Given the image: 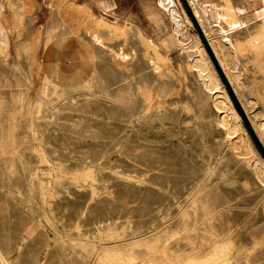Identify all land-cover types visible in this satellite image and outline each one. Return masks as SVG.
Returning a JSON list of instances; mask_svg holds the SVG:
<instances>
[{
  "label": "rangeland",
  "instance_id": "obj_1",
  "mask_svg": "<svg viewBox=\"0 0 264 264\" xmlns=\"http://www.w3.org/2000/svg\"><path fill=\"white\" fill-rule=\"evenodd\" d=\"M196 1L220 2L229 8L223 13L234 9L230 17L239 12L229 18L237 22L231 26L233 41H246L264 19L257 0ZM173 2L183 17L179 3ZM70 4L129 25L127 39L108 40L103 29L111 47L103 49L81 25L74 31L75 17L63 12ZM151 11L161 13L160 24L149 17ZM167 11L161 0H0V264H118L106 261L105 253L147 235L161 236L174 255L186 256L193 246L182 239L186 228L180 209L201 186L213 189L215 225L227 226L232 238L257 257L256 264H264V175L258 177L232 149L211 94L186 69L187 54L177 47L169 53L160 49L172 70L161 71L166 84L159 87L167 99L161 110L134 119L132 103L115 102L119 92L132 89L140 107L138 84L146 79L152 85L158 78L140 37L167 42L174 27ZM20 13L23 19L17 21ZM203 18L209 29L211 13ZM187 29L194 34L189 25ZM71 31L97 57L90 69L85 62L76 65L79 84L55 86L46 81L48 38L68 35L64 50L79 53ZM110 50L125 56L128 70H120L129 75L130 84L115 83L118 77L105 73L102 85L104 69L118 71ZM250 57H239L243 71L237 88L258 127L264 123V73Z\"/></svg>",
  "mask_w": 264,
  "mask_h": 264
},
{
  "label": "bare ground",
  "instance_id": "obj_2",
  "mask_svg": "<svg viewBox=\"0 0 264 264\" xmlns=\"http://www.w3.org/2000/svg\"><path fill=\"white\" fill-rule=\"evenodd\" d=\"M257 1L261 3L260 8H259L260 14L262 17H264V0H257ZM177 2L180 5V9H181V12L183 13V17L178 13L177 7L174 4L173 0H161V3L163 4V6L169 10V12L168 11L167 12L170 14L169 16L171 17V20H172L171 22H173L172 24L174 26L172 32L169 33V39L167 42L156 43L154 41L144 38L141 35H140L141 37L139 36L140 39L142 38L141 41L143 40L142 42H144V44L147 47V53L149 55H152V57L151 58L149 57V58L153 62V67H154L153 69H155V71L156 70L158 71V74H157L158 78L155 80V83L153 82L154 84L152 85L146 79L143 80L141 84L139 83L138 86L135 85V82H133L134 85L137 86V93L141 95L139 97L141 100V106L137 107L136 104L134 103L138 100V98L135 96L136 94L134 93V91H132V89L119 92V94H117V96L115 97V102L118 103V105L127 104L126 107H128V104L132 103L131 105H129V108L131 109V115L130 113L129 115L134 119L146 118L150 116L152 112L161 110L162 107L166 105L165 103L167 100L164 97L165 96L164 93L166 91L163 90L162 86L159 87L160 84H166L164 83L165 81L163 78L165 76V73L161 71L166 69L169 72H172V70H171L169 57H167L166 55H163L162 52H160V49L164 48L167 51V53H169L170 52L169 50L171 48L173 47L179 48L180 53L182 54L186 53L188 56L187 57L188 61H186L187 65L185 64L186 69L192 72L197 77V79H199L202 91L208 92L211 94L213 104L219 112L217 115L218 116L217 120L219 124L226 131V135L230 141V145L232 149L235 151L237 156H239L241 159H243L248 164H250L254 168V171L258 175V177L262 179L264 175L263 173L264 172L263 171L264 158L260 156L261 153L258 154L257 153L258 151L256 152L255 149L257 147L254 148V145H253L254 142L249 132L247 131L240 114L235 108L227 89L225 88L221 78L219 77L217 70L215 69V66L209 54L207 53V50L203 42L201 41V38L199 34L197 33L181 0H177ZM189 2L197 18L199 19V22L201 23L217 57L219 58V61L221 65L223 66V69L225 70L245 110L247 111L254 128L256 129L259 137L264 143V123H261V125L257 127V124H255V122L253 121L245 105V102H243V100L241 99L239 90L237 88V82L240 79V76L242 74L241 72L243 71V70L241 71L240 69L241 67H239L240 55L246 56L251 53L253 55V58L250 57V59L252 58L254 61L253 62L254 65L260 71L264 73V19H263L262 24L259 26V28H256L253 32L249 34V36H247L248 38L246 39V41L245 40L244 42L243 41L241 42L238 40L233 41L230 38L231 26L236 25L237 22H233L232 24L231 23L232 20H230L229 18H234L235 16L238 17L239 15H237V12H238L237 10H236L237 11L236 15H234V17H230L228 13L233 11L234 9L232 10L230 9L231 11L226 12L227 14L223 13L222 10L224 9V12H225L226 7H223L225 6L224 4L223 6H221L220 2L216 1L218 4L213 1H212L213 3L208 2L204 4H200L196 0H189ZM57 3L58 2H56V4ZM22 9H23V6H22ZM63 9H64L63 12L65 15L68 14L70 16L75 17L74 18L75 22L73 21L74 23L72 24L73 25L72 27H74V31L79 30L77 29L78 25H81V27L85 29L84 32L87 31V33H89L92 36V39L95 41V43H98V45L102 46L103 49L111 48L110 46L105 44L106 37H104L103 33H101V30L103 29L107 30L110 34L109 35L110 37L108 38V40L113 39V38L117 39L121 37L124 38L125 40L127 39L125 37L128 34L129 25L128 26L124 25L122 27L116 24V22L107 20L104 17L102 18L98 16H92L90 12V8L86 6L76 7L73 4H70V5L65 6ZM226 9L228 10L229 8L227 7ZM208 12L211 13L212 18L214 20V24L210 25L211 28L209 26V29L206 27V23L204 22V18H203V15H206ZM233 12L235 14V11ZM149 17L156 24H160L162 21V15L158 11H151L149 14ZM22 19H23V15L21 13L19 15L17 14L16 20L22 21ZM187 25H189L190 28L193 29L194 31L193 35H191L190 32L188 31ZM243 26L244 25H242V27ZM71 34L74 35L76 33H73V31H71ZM76 36H77V42L80 45V49H81V52L79 53L78 52H66L64 50L63 43L68 38V35H62L60 38H58V37H54L53 34H51L50 37L48 38L49 39L48 74L46 76V81L48 83H52L55 86L58 85V86H63V87L66 85L73 86L75 83L79 84L80 81L82 80L80 78L81 71L79 70L76 71L74 69L76 65H78L79 63L85 62L84 64H86L89 69L93 66L94 58L97 57V54H95V49L93 47H90L89 44L84 41V39L79 38L80 37L79 35L76 34ZM111 50L110 52L111 53L113 52L112 61L117 65L116 67H118L117 68L118 71L114 73L113 69L111 70L104 69L103 70L104 73L99 74V76L102 78L101 79L102 85L106 83L105 82L106 76L104 75L105 73L110 74V77H112L113 79H116L118 77V80L115 81V83L126 82L127 84H130L126 77L127 74L124 73L125 75H123L122 72L124 71L121 72L122 67H125L128 70V66H124V64H126L125 61H123L125 60V56L123 57L122 55H120L121 53L120 54L114 53L116 51H111ZM84 56H87L85 58L86 60L85 59L80 60ZM68 60H70L69 63H68ZM67 66L70 67L68 69L69 71L68 73H67V68H66ZM179 67L180 66H178L177 68ZM85 72H86L85 73V76H86L88 74L87 70H85ZM179 73L181 75L184 74V70L180 69ZM120 75L122 77H120ZM137 81H138V78H137ZM199 91L200 90L198 89L197 93ZM174 92L176 93V91ZM171 95H174V93H172ZM201 95H203V92L201 93ZM207 101L209 100L207 99ZM167 107H168V104H167ZM159 118L160 120L158 121L160 123L163 118L162 119L161 117ZM132 140H135V139H132ZM211 190H209L207 187H204V186L198 187V189L190 197L189 202L187 201L186 205L180 209L181 221L183 223L182 225L185 226L186 228L185 231L183 232V236L182 234L180 236H182V239L188 240L191 243V246H193L190 254L183 256V257L176 256L174 255V253H172L171 250H169L170 243L162 242V239L160 238L161 236L159 235L145 236L144 235L145 237L143 238L145 239L138 240L133 244H127L126 240L124 243L122 242L120 244H117L111 251L105 253L104 259L109 262H118V264H130V263L131 264H142V263L160 264L161 261H168L171 264H254V263L256 264L257 257L254 256V254H252L251 251L248 252L250 249L249 250L246 249L247 247L245 248L244 245L239 244L235 239L232 238L231 234L233 233L227 226L221 224L222 227L221 226L218 227L217 225H215L214 221L217 218L216 217V212H217L216 205L217 204L215 203L214 198L212 196L213 192L212 194L210 192ZM217 198H215L216 201H217ZM254 237L256 238L257 236H254ZM142 247H144V249H142ZM253 247H250V248L253 249Z\"/></svg>",
  "mask_w": 264,
  "mask_h": 264
},
{
  "label": "water",
  "instance_id": "obj_3",
  "mask_svg": "<svg viewBox=\"0 0 264 264\" xmlns=\"http://www.w3.org/2000/svg\"><path fill=\"white\" fill-rule=\"evenodd\" d=\"M181 2L183 4L185 10L187 11L197 33L199 34L201 41L203 42V44L207 50V53L209 54L214 66H215V69L217 70L219 77L221 78L225 88L227 89L229 96H230L231 100L233 101L235 108L237 109L238 113L240 114L247 131L249 132L254 144L256 145V147L258 149V151L264 157V143L261 140V138L259 137L256 129L254 128L247 111L245 110L239 96L237 95V92L235 91V88L233 87V85H232L230 79L228 78L225 70L223 69V66L221 65L219 58L217 57L211 43L209 42V39H208L201 23L199 22V19L197 18L189 0H181Z\"/></svg>",
  "mask_w": 264,
  "mask_h": 264
}]
</instances>
